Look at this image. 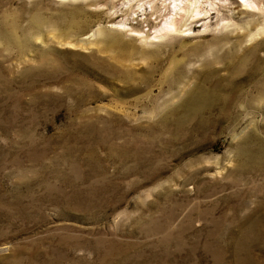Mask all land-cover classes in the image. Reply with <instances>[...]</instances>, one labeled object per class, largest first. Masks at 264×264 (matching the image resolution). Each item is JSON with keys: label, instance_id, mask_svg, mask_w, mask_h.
I'll use <instances>...</instances> for the list:
<instances>
[{"label": "rangeland", "instance_id": "obj_1", "mask_svg": "<svg viewBox=\"0 0 264 264\" xmlns=\"http://www.w3.org/2000/svg\"><path fill=\"white\" fill-rule=\"evenodd\" d=\"M124 1L0 0V264H264L263 16Z\"/></svg>", "mask_w": 264, "mask_h": 264}, {"label": "bare ground", "instance_id": "obj_2", "mask_svg": "<svg viewBox=\"0 0 264 264\" xmlns=\"http://www.w3.org/2000/svg\"><path fill=\"white\" fill-rule=\"evenodd\" d=\"M157 1L158 0H125L124 2H121L120 5L126 6L130 13H124V16L115 23V26L120 28L126 27L129 30H132V26L129 25L131 23L129 22V16L134 13L135 16L138 17L140 16L136 13L138 10L141 11V9H143L145 12L150 10V16L154 17L155 20H160L152 35L153 39L159 40L162 37L170 34H189L187 31L192 29L191 24H193L197 19H207L210 17L211 13L215 11L218 12V9L222 5L226 3H233V0H163L164 7L162 4L161 6H157ZM234 1L242 6L241 9H244L249 13L258 11L264 18V0ZM116 7L118 8V6ZM145 12L143 14H145ZM259 21L260 20L257 21V24L254 22L256 29L250 28L253 27L252 20L247 21V26H245L246 33L241 35V41L244 40V38H248L249 40L254 39L258 35L264 33V24L260 26ZM203 23L205 28H207L208 23L206 21H203Z\"/></svg>", "mask_w": 264, "mask_h": 264}]
</instances>
